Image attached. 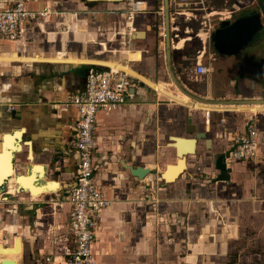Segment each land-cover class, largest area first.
Segmentation results:
<instances>
[{"label": "crops", "instance_id": "0c3cea01", "mask_svg": "<svg viewBox=\"0 0 264 264\" xmlns=\"http://www.w3.org/2000/svg\"><path fill=\"white\" fill-rule=\"evenodd\" d=\"M31 4L58 13L28 25L17 41L0 36V244L14 250L17 237L23 240L21 251L0 256L65 264L79 161V114L67 100L83 90L90 69L112 67L129 72L133 86L125 104L98 114L95 175L111 205L101 214L93 264H263L264 140L254 161L228 162V181H217L211 155L227 152L250 120L264 133V105L204 104L173 84L165 42L154 33L164 0ZM170 8L178 38L172 36L171 62L189 92L264 99L263 55L255 57L260 82L252 86L255 75L246 70L238 80L234 72L246 67L216 53L207 34ZM197 63L208 65L205 76L196 77ZM190 130L207 132L211 142L197 141L196 153L167 181L162 175L178 167L177 152L192 146ZM134 167L151 172L138 178Z\"/></svg>", "mask_w": 264, "mask_h": 264}, {"label": "built area", "instance_id": "2783aa9c", "mask_svg": "<svg viewBox=\"0 0 264 264\" xmlns=\"http://www.w3.org/2000/svg\"><path fill=\"white\" fill-rule=\"evenodd\" d=\"M33 0H6L0 8V36L8 41H17L26 35V27L46 20L56 12L51 7L33 8ZM141 3V1H139ZM230 3V5H228ZM175 15L182 21L194 22L201 33H211L224 20H233L247 6L244 0H170ZM133 8V7H132ZM135 11L129 12L133 21ZM209 72L207 64L197 63L196 77ZM133 81L129 72L120 69L92 68L83 90L71 96L67 103L78 110L75 149L78 153L76 185L70 192L68 217L69 236L73 240L67 250L65 264H93V247L97 241V230L102 212L110 207L111 200L96 180L95 160L98 155V114L125 104ZM11 106L10 110H15ZM264 133L255 121L250 120L245 132L233 138L226 152L230 161L252 162L259 156Z\"/></svg>", "mask_w": 264, "mask_h": 264}, {"label": "water", "instance_id": "95a60500", "mask_svg": "<svg viewBox=\"0 0 264 264\" xmlns=\"http://www.w3.org/2000/svg\"><path fill=\"white\" fill-rule=\"evenodd\" d=\"M85 2H123L124 0H83ZM170 0H164V31H165V52L167 58V66L169 70L170 77L173 84L186 96L192 98L194 101L206 103V104H264V99H233V100H211L202 98L189 92L183 84L180 82L177 74L175 73L171 57H172V36H171V12H170ZM151 28V26H150ZM264 31V0L260 5V10L258 12H253L233 20H224L220 23L210 35L211 44L216 53L225 56H236L241 51L247 49L254 44L256 37ZM139 36H143L144 32H139ZM101 69H109L108 67H102ZM189 134L194 135L193 138L189 139L192 146L185 150H180L177 152L178 157H180V163L175 169L173 167H168L164 173L163 178L165 180L173 179L177 176L178 172L183 169L184 158L186 156L196 153L194 144L197 141L205 139L207 144L211 142V139L207 138V132H195L193 130L188 131ZM174 140L181 141L184 138L173 137ZM210 148V147H209ZM211 162L216 170L219 171L217 176V181H228L230 179L231 168L228 166L226 152H221L219 154L213 153L211 155ZM175 169V172L173 170ZM131 172L135 177L143 178L146 174L150 173L149 168L144 167H134L131 168ZM17 242L23 243L21 237H17ZM0 246L3 249V254H10L12 248L4 247L2 244ZM23 250V248H22ZM0 264H21L19 261L9 259L5 256L0 260Z\"/></svg>", "mask_w": 264, "mask_h": 264}, {"label": "rangeland", "instance_id": "374dc122", "mask_svg": "<svg viewBox=\"0 0 264 264\" xmlns=\"http://www.w3.org/2000/svg\"><path fill=\"white\" fill-rule=\"evenodd\" d=\"M126 2H128L129 0H125ZM244 2L247 4L248 7H246V9L244 11L246 12H254L255 10H260V5L262 3V0H244ZM160 5V4H159ZM230 5V3L228 4ZM155 11V10H154ZM159 12H161L158 17H159V20H156L155 23H156V31L154 32L157 36V41L158 43H161V42H165L164 41V6H163V9H158ZM244 12V13H246ZM163 33V36L162 34ZM161 34V35H160ZM173 36V35H172ZM175 39H178L175 37V35L173 36ZM210 41V40H209ZM264 31L259 35V37H256L255 41H254V44L250 47H248L247 49L243 50L242 52H240L238 55L236 56H233L232 57V61L235 63V64H239V62H241L246 68L243 70V66L241 65L240 66V69L237 73L234 72V74H236L237 76L235 78H238V80L242 79V76L243 74L245 73V70L247 72H250L251 74L253 73V75H255L251 81L252 83V86H253V82L254 81H257V82H260V76L262 74L258 73V70H261V67H258V70L255 66V62H256V55H260L264 57ZM254 63V64H253ZM239 66V65H238ZM186 66L182 67L181 69L179 70H182L184 69ZM238 68V67H237ZM244 71V72H243ZM181 71H179L180 73ZM245 74H249V73H245ZM259 74V75H258ZM250 80V79H249ZM262 86L261 83H259L258 85V89ZM233 89V87H232ZM235 90V91H234ZM232 91L236 92L238 91V87L236 89H234ZM264 93V92H263ZM237 94V92L235 93ZM255 121V120H253ZM250 122V121H249ZM248 122V123H249ZM256 124L262 129V126H260L259 122L255 121ZM233 161V160H232ZM230 161V162H232ZM235 161V160H234ZM237 162H242V161H237ZM248 163V162H246ZM2 220H0V227L2 225ZM255 233V231H253ZM5 238V237H4ZM249 248H251L249 245H248ZM261 251L263 250V253H264V246L263 248L260 249ZM264 257V256H263ZM264 264V258H263V262Z\"/></svg>", "mask_w": 264, "mask_h": 264}, {"label": "bare ground", "instance_id": "6f19581e", "mask_svg": "<svg viewBox=\"0 0 264 264\" xmlns=\"http://www.w3.org/2000/svg\"><path fill=\"white\" fill-rule=\"evenodd\" d=\"M92 3V2H91ZM190 98V97H189ZM191 100H193L192 98H191ZM198 102V101H197ZM202 103V102H201ZM204 104H206V103H204ZM216 105H218V104H216ZM227 105H235V106H250V105H264V104H255V103H252V104H239V105H236V104H221V106H227ZM219 106V105H218ZM16 249V250H15ZM14 250L15 251H21V242L19 241V242H17V244H16V248H15ZM14 250H12V251H14ZM0 251L1 252H3V249L2 248H0ZM3 257H1L0 256V260L2 259ZM7 258H9V259H12V260H17L16 258H11V257H7Z\"/></svg>", "mask_w": 264, "mask_h": 264}, {"label": "flooded vegetation", "instance_id": "af4514ba", "mask_svg": "<svg viewBox=\"0 0 264 264\" xmlns=\"http://www.w3.org/2000/svg\"><path fill=\"white\" fill-rule=\"evenodd\" d=\"M246 9V8H245ZM244 9V10H245ZM242 11L240 14H238V15H236L235 17H234V19H236V18H238V17H241V16H244V15H247V14H250V13H253V12H246V11ZM259 10H255L254 12H258ZM244 12H246V13H244Z\"/></svg>", "mask_w": 264, "mask_h": 264}]
</instances>
